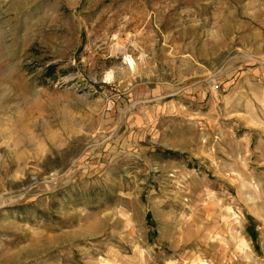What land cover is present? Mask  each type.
Wrapping results in <instances>:
<instances>
[{"label": "rangeland", "instance_id": "obj_1", "mask_svg": "<svg viewBox=\"0 0 264 264\" xmlns=\"http://www.w3.org/2000/svg\"><path fill=\"white\" fill-rule=\"evenodd\" d=\"M0 264H264V0H0Z\"/></svg>", "mask_w": 264, "mask_h": 264}, {"label": "bare ground", "instance_id": "obj_2", "mask_svg": "<svg viewBox=\"0 0 264 264\" xmlns=\"http://www.w3.org/2000/svg\"><path fill=\"white\" fill-rule=\"evenodd\" d=\"M131 41V36L130 35H127V40L124 42V41H121V44L124 45L126 42H130ZM126 60L128 61V64L130 67L134 68L135 66V61L134 59L132 60V57L130 56H126Z\"/></svg>", "mask_w": 264, "mask_h": 264}]
</instances>
